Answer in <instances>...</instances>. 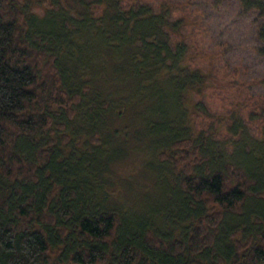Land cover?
<instances>
[{
    "label": "trees",
    "instance_id": "16d2710c",
    "mask_svg": "<svg viewBox=\"0 0 264 264\" xmlns=\"http://www.w3.org/2000/svg\"><path fill=\"white\" fill-rule=\"evenodd\" d=\"M51 1L40 18L23 2L0 0V264H264V230L251 225L256 207L264 216V102L248 112L250 120L231 113L226 140L240 145L229 156L216 153L213 135L205 133L210 127L193 134L185 125L187 94L202 93L208 82L207 66L191 58V32L180 14L186 6ZM241 4L244 14L261 20L258 54L264 57V0ZM198 51L204 59L200 43ZM110 69L119 81L115 92L100 83L111 82ZM165 80L173 86L168 96L160 87ZM171 97L178 100L172 119L165 109ZM151 100H159L150 110L161 120L146 122L159 132L152 145L178 176L176 191H166L176 217L162 213L168 229L154 208L143 215L108 208V197L99 199L104 184L94 177L101 158L76 160L75 150L67 156L61 147L74 122L82 126L76 140L83 133L94 139L108 125L106 116H127L129 107ZM195 107L209 111L205 103ZM111 123L112 132L126 130L127 124ZM247 135L251 146L241 145ZM234 221L238 229L229 227ZM245 226L253 232L246 244L233 243Z\"/></svg>",
    "mask_w": 264,
    "mask_h": 264
},
{
    "label": "rangeland",
    "instance_id": "374dc122",
    "mask_svg": "<svg viewBox=\"0 0 264 264\" xmlns=\"http://www.w3.org/2000/svg\"><path fill=\"white\" fill-rule=\"evenodd\" d=\"M18 1L26 5L30 15L34 13L40 18H44L46 10L52 3L51 0ZM177 3L186 6V11L180 12V14L186 18L191 32L188 35L192 40L190 41L192 44L191 58L199 59L198 62L207 66L203 70L207 73L208 80L202 93L187 94L185 104H183L187 113L185 125L190 127L193 134H196L197 129L199 132V130H205L207 126L210 127V131L206 132L205 130V133L206 136L213 135L215 142L214 145H211L212 150L216 153L221 151L229 156L232 153L231 150L237 149L240 145L237 144V139L226 140L227 125L232 118L231 113L235 112L238 116L241 115L250 120L248 112L251 109H256L261 101L264 102V83L256 82L264 79V57L258 54L261 45L258 37L261 20L254 12L244 14L241 0H177ZM198 42L202 51L206 53L204 59L200 57L202 55L198 51ZM90 58V54L85 57L86 61H89ZM67 65L70 68V65ZM112 68H117V66L114 65ZM114 72L113 69H110L109 81L112 83L105 80L100 82L102 87L109 92H115V87L119 86L118 77ZM117 75L119 74L117 73ZM160 87L167 96L173 89L172 84L170 85L166 80L161 82ZM155 92L154 95H159L158 89ZM92 99L93 96L87 101L91 103ZM118 99H120V95ZM177 101L174 97L168 98L166 101L165 109L169 112L170 119L173 118L174 111L178 112ZM122 102L123 99H121ZM158 102L159 100H151L143 105L139 104L137 109L131 106L127 116H120L119 112H116L113 118L106 116L108 125L105 129L98 127V135L95 136L97 140L91 138L92 134L90 133H83L82 139L76 140L78 135L74 131L82 126L78 122H74L77 128L68 135L69 141L61 143V147L67 156L72 150H75L76 160L85 155L94 157L95 154L101 158L98 163L96 161L94 163L96 168L94 177L98 179L96 181L97 184L99 183L98 185H101V182L104 184L99 199L107 196L108 198L104 202L108 208L113 206L117 208V211H131L132 215L150 213L149 210L154 208L157 211V216H155L163 226H166L168 224L164 222L162 213L165 217L176 218L175 214H172V210L167 208L168 202L171 203L174 199L166 191L168 188L172 192L176 191L178 176L174 172L173 165L161 159L162 151L159 152L157 146L152 145L157 140L152 135L159 132L157 129L146 128V122L151 116L152 119L161 121L155 116L153 117L150 110V107ZM198 103H205L209 111L200 112L203 107L197 109L195 105ZM88 105L89 103H86L84 107L87 108ZM169 107L172 109V115ZM141 114L144 115L143 119H141ZM238 116L236 117L238 118ZM125 117H127L125 120L117 121ZM111 120L115 121L114 126L118 129L127 124L126 130H118L121 132L117 133L110 131L109 125L113 124ZM162 122L165 123V121ZM163 123L158 126L159 129L163 128ZM246 134H249L248 128ZM100 141L106 145H97ZM108 142L113 143L109 145ZM245 142L251 146V139L248 135L244 137L241 145ZM117 149H123L124 152L118 153L121 150L116 151ZM103 194L105 195L102 196ZM253 205L251 203L249 207L254 209ZM258 209V207L255 208L257 218H254L256 216L251 217V225H257L256 227H260L259 231H263L264 216ZM224 220L228 221L226 218ZM226 223L225 225L228 226ZM235 226H239V223L234 221L229 224L231 229ZM165 229H168L167 226ZM177 231L178 229L176 234ZM237 232L238 235L233 237V243L235 240H239L243 242L242 244H246L247 235L253 233L246 226Z\"/></svg>",
    "mask_w": 264,
    "mask_h": 264
}]
</instances>
